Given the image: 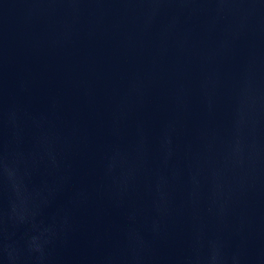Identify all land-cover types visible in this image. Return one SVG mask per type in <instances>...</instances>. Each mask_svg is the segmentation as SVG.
Listing matches in <instances>:
<instances>
[{
  "label": "water",
  "instance_id": "95a60500",
  "mask_svg": "<svg viewBox=\"0 0 264 264\" xmlns=\"http://www.w3.org/2000/svg\"><path fill=\"white\" fill-rule=\"evenodd\" d=\"M0 264H264V0H0Z\"/></svg>",
  "mask_w": 264,
  "mask_h": 264
}]
</instances>
